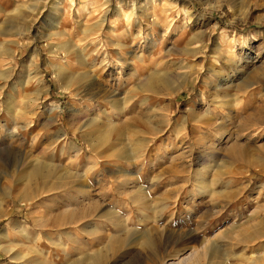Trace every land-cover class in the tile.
I'll return each instance as SVG.
<instances>
[{
    "label": "rangeland",
    "instance_id": "1",
    "mask_svg": "<svg viewBox=\"0 0 264 264\" xmlns=\"http://www.w3.org/2000/svg\"><path fill=\"white\" fill-rule=\"evenodd\" d=\"M99 252L264 264V0H0V264Z\"/></svg>",
    "mask_w": 264,
    "mask_h": 264
},
{
    "label": "bare ground",
    "instance_id": "2",
    "mask_svg": "<svg viewBox=\"0 0 264 264\" xmlns=\"http://www.w3.org/2000/svg\"><path fill=\"white\" fill-rule=\"evenodd\" d=\"M168 1V0H166ZM170 1V0H169ZM178 1V0H177ZM172 2V1H171ZM173 3V2H172ZM52 5H56V1L52 3ZM31 7H34L35 6H31ZM147 8H141V10L139 11V14L140 15H144L146 13V10ZM120 6L118 7V10L115 12V13H120ZM137 10V9H135ZM36 11V10H35ZM104 20H106L104 18ZM58 22V21H57ZM105 22V21H103ZM59 23V22H58ZM57 23V24H58ZM101 23V22H100ZM135 23V22H134ZM102 25V24H101ZM104 24L101 26L103 28ZM58 27V26H56ZM127 28V27H126ZM56 35V34H55ZM64 45V44H63ZM58 47V46H57ZM66 47V45H65ZM61 48V47H60ZM67 53V52H65ZM68 54H69V51H68ZM33 56V55H32ZM57 69V68H56ZM61 69H57V71L59 72ZM56 71V70H55ZM134 72H136V69H132L130 71V74H134ZM88 76H86V74H83V78H87ZM168 77V76H167ZM168 80V79H167ZM166 80V78H161V76H159L158 73H152L151 75H149L146 79V81L142 84L141 86V90L142 91H152L153 93L154 92H158L160 91L159 89L163 88L164 85H166L168 83V81ZM158 81L161 83H158ZM88 84V83H87ZM87 84H83L85 87H87L88 85ZM170 85V84H169ZM69 88V87H68ZM85 88H82V90H84ZM167 89V88H166ZM93 90V89H92ZM141 91V92H142ZM139 92V90H138ZM77 95V94H76ZM129 99V98H128ZM120 102V101H119ZM117 102V103H119ZM114 103V102H113ZM116 103V104H117ZM121 106V105H120ZM118 106V107H120ZM147 116V115H146ZM202 116V115H201ZM100 117V116H99ZM147 118V117H146ZM159 120V119H158ZM152 122V121H151ZM102 123V120L100 119H95L93 121H89L85 127L86 129L88 128H92V127H95V130H92L91 134L93 135L94 138H97L98 142L99 143H102V144H106V143H111V140L112 138L114 137V135H117V133L120 132V127L115 125V124H112V123H108L106 124L107 127L104 128L101 130L99 129L97 126H99L100 124ZM84 127V126H83ZM143 128V127H142ZM135 129V128H134ZM141 129V128H140ZM91 130V129H90ZM142 130V129H141ZM85 131V130H84ZM90 133V132H89ZM122 134V133H120ZM131 134V133H130ZM134 134V133H133ZM142 134V133H141ZM119 135V134H118ZM117 135V136H118ZM68 134L63 131L62 133V138L64 139L65 137H67ZM79 148V147H78ZM4 150L6 152H10L12 150V147L8 146V147H5ZM30 155V154H29ZM25 153V151L21 150V149H16V156L18 157L17 158V170H18V174L19 172L23 171L20 173V175L22 174H25L26 178H37L38 179H41V180H46V178H49V176L51 174L54 173V170H53V173H52V168L49 164H45L43 165L42 163H39V161L31 156H29ZM257 161V160H256ZM260 162V161H259ZM253 163V162H252ZM201 165V164H200ZM24 176V177H25ZM52 176V175H51ZM22 179V178H21ZM51 179V178H50ZM25 180V179H24ZM27 180V181H28ZM48 181V180H47ZM46 181V182H47ZM30 182V181H29ZM32 182V181H31ZM30 184H33L31 183ZM28 183V182H27ZM48 183V182H47ZM46 184V183H45ZM29 185V184H28ZM48 185V184H47ZM77 208V207H76ZM63 223V222H62ZM61 223V225H62ZM246 238V237H245ZM124 239V238H123ZM254 239V237H253ZM121 237L120 236H117L116 237V243H122L121 241ZM124 241V240H123ZM115 242V241H114ZM104 253V252H103ZM102 252H99L98 254H95V256H91V257H88V259H86V256H83L79 261H72V262H69V264H88L86 261H90V263L92 264H100L103 260H104V254ZM180 254V253H179ZM179 254L177 255H174L171 257V259H176V258H180L179 257ZM88 255V254H87ZM240 256V255H239ZM243 256V254H242ZM245 256V255H244ZM243 256V257H244ZM189 257V256H188ZM199 257V256H198ZM20 258V256H19ZM107 259V258H106ZM192 259V258H191ZM195 259V258H193ZM197 259V258H196ZM199 259V258H198ZM227 259V258H226ZM225 259V260H226ZM229 259V258H228ZM227 259V260H228ZM198 261V260H197ZM196 263V262H195ZM198 263V262H197ZM210 263V262H209ZM224 263V262H223ZM226 263V261H225ZM168 264H175V261H170L168 262Z\"/></svg>",
    "mask_w": 264,
    "mask_h": 264
}]
</instances>
